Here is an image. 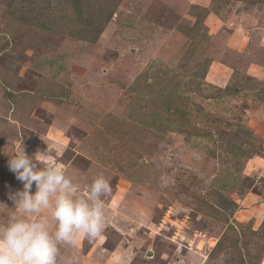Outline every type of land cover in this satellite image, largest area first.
I'll use <instances>...</instances> for the list:
<instances>
[{"label": "rangeland", "instance_id": "obj_1", "mask_svg": "<svg viewBox=\"0 0 264 264\" xmlns=\"http://www.w3.org/2000/svg\"><path fill=\"white\" fill-rule=\"evenodd\" d=\"M22 144L111 181L60 264H264V0H0V222Z\"/></svg>", "mask_w": 264, "mask_h": 264}, {"label": "clouds", "instance_id": "obj_2", "mask_svg": "<svg viewBox=\"0 0 264 264\" xmlns=\"http://www.w3.org/2000/svg\"><path fill=\"white\" fill-rule=\"evenodd\" d=\"M45 157L46 150L27 155L23 144L8 156V168L23 187L9 193L14 210L0 222V264H60L63 246H75L77 238L95 240L105 230L110 179L97 175L82 194L66 170Z\"/></svg>", "mask_w": 264, "mask_h": 264}]
</instances>
